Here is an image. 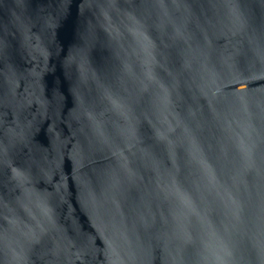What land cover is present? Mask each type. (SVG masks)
<instances>
[{"label": "water", "instance_id": "water-1", "mask_svg": "<svg viewBox=\"0 0 264 264\" xmlns=\"http://www.w3.org/2000/svg\"><path fill=\"white\" fill-rule=\"evenodd\" d=\"M0 264H264V0H0Z\"/></svg>", "mask_w": 264, "mask_h": 264}]
</instances>
